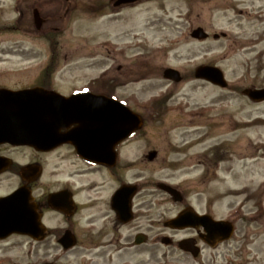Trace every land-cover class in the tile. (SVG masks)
I'll use <instances>...</instances> for the list:
<instances>
[{
  "label": "rangeland",
  "instance_id": "374dc122",
  "mask_svg": "<svg viewBox=\"0 0 264 264\" xmlns=\"http://www.w3.org/2000/svg\"><path fill=\"white\" fill-rule=\"evenodd\" d=\"M198 3L192 4V11L186 0H140L121 8H113L110 0H0V86H29L47 69L59 77V84L82 83L83 75L108 71L117 94L143 111V133L124 144L122 158L128 161L127 176L148 187L153 180L180 183L187 191L202 190L203 186L193 183L199 168L189 157L196 158L220 140L234 141L239 154L233 158L240 159L237 172L233 178H216L206 192H231V197L216 202L223 215L228 207L243 203L242 220L235 224L234 234L217 250L205 249L199 257L201 263L167 246H160L158 261L264 264V129L260 128L264 102H250L240 89H231L241 78L243 58L227 54L234 38L251 40L250 49L264 52V41L256 43L263 35L264 0H254V21L242 16L251 8L240 14L241 7L223 10L214 3ZM34 8L40 14L39 29L33 22ZM188 10L194 26L203 24L211 32H225L227 37L219 41L191 38ZM204 59L220 60L230 88L220 89L194 78V69ZM165 67L178 69L182 81L164 79ZM260 82L264 84V78ZM149 103L156 104L154 109L147 107ZM232 119L236 121L233 124L227 121ZM231 127L233 133H229ZM149 148L159 150L155 162L145 156ZM240 153L255 161L243 166ZM176 157L182 164L175 167ZM14 182V178L1 179L0 190ZM159 198L168 197L160 192ZM161 200L160 210L170 216L171 202ZM94 258L93 251L81 248L66 253L44 251L24 237L0 242V264H40L52 259L55 264H93ZM135 258L140 259L124 257L128 261Z\"/></svg>",
  "mask_w": 264,
  "mask_h": 264
},
{
  "label": "flooded vegetation",
  "instance_id": "af4514ba",
  "mask_svg": "<svg viewBox=\"0 0 264 264\" xmlns=\"http://www.w3.org/2000/svg\"><path fill=\"white\" fill-rule=\"evenodd\" d=\"M186 1L192 11V4L195 2L214 3L217 8L221 7L223 10H239L241 7L240 14L243 9L251 8V11L246 10L245 15L242 16L247 21H254L256 18V15L252 14L254 0ZM191 10H188L186 18L191 25L189 32L201 26L208 32L204 41H219L227 37L224 32H220V35L215 37V34L203 24L194 26ZM263 36L264 29L263 35L256 43L263 42ZM250 42L253 41L248 39L239 41L234 38L227 47V54H239L243 58L241 78L237 84H233L232 90L243 91L246 88L264 87V84L260 85V81L264 78V52L250 49ZM219 62L220 60L204 59L200 64L217 66L224 71ZM52 72L47 69L41 74L40 80L29 86L15 88L0 86V88L10 89L38 86L45 90H53L63 97L58 103L54 100H23L22 103L26 108L24 106L19 109L24 113L26 109L27 113L33 112L28 115L26 123H20V125L25 124L26 128L33 126L29 121L42 117L37 115L40 112L45 111V114L54 112V124L60 136L58 145H48L49 141H36L35 144L0 142V180L15 179L8 189L0 190V233L5 234L0 237V242H8L13 237H24L42 247L44 251L60 250L66 253L74 249H87V251H93L96 258L93 264H159L160 246L177 248L193 259L198 258L201 263L199 257L205 249L217 250L222 243L213 245L214 239L207 236V220L227 219L233 222L235 228V224L242 220L243 216L241 210L243 203L239 202L228 207L226 214L219 212L220 207L216 202L222 198L231 197V192L206 193L210 182H214L218 177L224 180V177L228 175L233 178V174L237 172L236 165L240 159L233 158V155L239 154L235 152L238 147H234V141L220 140L212 143L209 148L205 147L203 151L197 153L196 158L190 156L189 160L193 161V166L197 167L196 169L199 168L193 183L200 184L203 189L197 192L187 191L186 187L179 185L180 183L167 182L180 196L178 200H174L170 194L160 188L159 181H150V187H148L146 183H140L136 181L137 179L134 181L127 176L128 161L122 158V148L129 140L142 134V131H136L114 147L101 145L104 143L101 139L95 141L94 131L90 129V126L96 122V109L90 99L88 100V95L98 93L106 97L115 96L124 101L122 96H118L109 72L104 71L95 76L83 75L82 83L71 84H59V77ZM205 82L220 89L230 88L229 83L226 88H221L208 81ZM75 95L84 96L81 100L68 101V98ZM249 100L256 103L253 99ZM125 102L131 106L129 99L125 98ZM132 109L139 112V108L132 107ZM9 110L10 108L0 107V116L7 115ZM142 112L139 113L145 122ZM227 121H231L232 124L236 122L233 119ZM234 130L231 127L229 133H233ZM99 133L101 137L102 132ZM98 142L100 146L97 147ZM96 147L101 152L112 154L102 156L99 161H96L90 157V152ZM190 147L192 145H187L186 148ZM150 151L154 152L151 157L148 156ZM240 154L243 155L240 157L243 166L255 161V159L250 161L244 153ZM144 155L143 153L142 156H146L148 161L155 162L159 157V150L149 148ZM178 164H182L180 157L173 159L172 165L176 167ZM187 165L189 166L188 163ZM18 188H24V191L30 194L29 198H25L27 217L24 221L28 226L25 233L10 231L14 222V211L10 203L6 201V196ZM160 192L168 198H159ZM248 198H254V195ZM161 199L171 202L172 208L168 209L170 216H165V211L160 210ZM182 211L202 215L205 218L198 223L192 219L186 226L177 227L171 223V219L176 218ZM184 239L193 241V247L196 249L195 256L180 249L179 241ZM68 242L73 244L68 247L65 245ZM144 252H146L145 259L142 257ZM128 255L138 256L140 259L128 261L124 259ZM52 260H43L40 264H55V260ZM1 262L2 259H0Z\"/></svg>",
  "mask_w": 264,
  "mask_h": 264
},
{
  "label": "water",
  "instance_id": "95a60500",
  "mask_svg": "<svg viewBox=\"0 0 264 264\" xmlns=\"http://www.w3.org/2000/svg\"><path fill=\"white\" fill-rule=\"evenodd\" d=\"M134 1L136 0H117L115 5L131 3ZM34 21L36 27L41 25V20L37 11L34 12ZM192 35L202 39L206 37L207 34L204 33L201 28H197L193 31ZM163 76L174 81L181 80L179 72L173 68H166L163 72ZM195 76L210 80L211 82L221 86L226 85L222 72L215 67L198 66L195 70ZM244 92L255 100L264 99V89H247L244 90ZM62 98L63 97L55 92L40 88L25 89L21 91H10L6 89L0 90V100H3L2 102L0 101V107L10 108L7 115L0 116V142L8 141L13 144H35L34 142L36 141H49V143H53L52 145H56L58 142H60V136H58L57 127L56 124H54V112H51V114H45V111L40 112V114L37 115L38 117L42 115V117L37 120L29 121V123L33 124V126L26 128L25 124L20 125V123H26L28 120V115L33 114V112L27 113L26 109L24 113L20 112L19 109L25 106L22 103L23 100H54L56 103H58ZM82 98L83 96H76L68 98V101L81 100ZM89 99L96 109V122L91 125L92 127L90 126V129L94 131V138L96 142L99 141V139L104 142L101 145L114 147L117 142L128 137L131 132L140 128L142 121L139 115L132 112L119 101L99 95H92V97H88V100ZM36 125L39 126L37 127ZM99 132H102L101 137L99 136ZM96 146H100V143L98 142ZM97 147L91 153L92 156L90 157L92 159L99 161V158L102 156H110L111 152H101L99 149H97ZM153 155L154 153L151 152L150 157ZM160 188L172 194L174 200H178V198H180V196L177 195V191H175V189H173L171 186L161 183ZM25 195L26 192L24 191V188H19L10 196L11 198H8L14 208V222L10 231L20 233L27 232L28 226L24 221L27 217L25 214L27 210V201L25 199H21L28 198L25 197ZM202 218H205V216L201 217L195 213L193 215L187 213L186 211H182L176 218L171 220V223L177 227H180L186 226L192 219H195V222L198 223L200 220H202ZM207 223V236L214 239L215 243L213 245L219 241L228 239L231 236L233 228L230 222L223 220L213 221L212 219H208ZM0 235L3 236L5 234ZM72 244V242H68L65 245L69 247ZM179 245L184 250L190 251L196 255V249L193 247V241L191 239L183 240L179 243Z\"/></svg>",
  "mask_w": 264,
  "mask_h": 264
},
{
  "label": "bare ground",
  "instance_id": "6f19581e",
  "mask_svg": "<svg viewBox=\"0 0 264 264\" xmlns=\"http://www.w3.org/2000/svg\"><path fill=\"white\" fill-rule=\"evenodd\" d=\"M260 128L264 129V119L262 120V126Z\"/></svg>",
  "mask_w": 264,
  "mask_h": 264
}]
</instances>
